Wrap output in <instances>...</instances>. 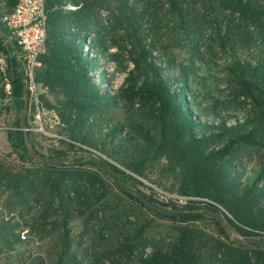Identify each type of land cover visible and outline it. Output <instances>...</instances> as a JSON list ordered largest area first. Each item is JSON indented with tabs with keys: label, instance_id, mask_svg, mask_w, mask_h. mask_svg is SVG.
Returning <instances> with one entry per match:
<instances>
[{
	"label": "trees",
	"instance_id": "1",
	"mask_svg": "<svg viewBox=\"0 0 264 264\" xmlns=\"http://www.w3.org/2000/svg\"><path fill=\"white\" fill-rule=\"evenodd\" d=\"M67 1L46 2V51L40 58L42 67L35 77L41 88L62 97L58 102V115L69 139L63 142L89 155L92 153L83 147L99 149L110 157L117 154L114 158L140 177L148 157L155 158L153 161L164 157L168 170L178 179V195L190 200L180 206L171 200L159 202L135 187L142 185L140 181L101 158H73L61 164L32 158L27 145L30 144L36 154L37 151L30 141V127L25 112L24 129L19 116L25 100L24 85L10 48L2 46L0 38V53L8 57L12 83L7 99L12 100L18 111L17 128L7 132V139L37 168L32 171L31 168L7 166L6 160L0 159V183L6 185L5 191L9 194L8 211L26 210L29 198H41L43 204L38 219L54 217L52 223L60 226L62 238L67 239L68 224L77 213L73 208L76 199L69 195L70 186L78 180L102 182L99 176L87 175L80 169L89 166L111 178L128 200L174 223V241L166 250H154L142 264H264V166L246 170L233 164L228 157L239 146L264 147V61H235L228 67L229 95L235 101L242 99V105H249L248 110L227 112L224 107L218 108L219 100L209 93L207 97L214 101L205 104L201 99L200 102L191 88L195 80H189L193 69L180 66L170 76L168 68L158 65L156 57L145 48L132 59L134 69L124 78L121 93L111 94L101 86L106 73L100 67L114 55L102 42L88 41L87 34H70V29L74 28L80 32L82 23L85 29L92 25L88 16L89 0L83 1L78 12L63 13L61 8ZM216 1L222 8L238 12L255 24L262 20L263 26L264 0H204ZM15 3L9 0L8 7ZM1 29L8 37L9 32ZM96 72L100 77L97 82L93 76ZM117 97L125 99L126 110L136 101L141 102L144 110L133 115L136 119L129 116L132 112L128 110L125 120L130 131L126 133H121L124 123L111 114L119 109ZM5 99L0 89V101ZM40 99L42 101V96ZM27 108H31L29 101ZM101 112H105V116L98 117ZM143 117H152L155 121L154 135L139 121H143ZM60 155L53 154L48 159L60 161ZM140 157L144 159L134 161ZM83 205L87 207L86 202ZM205 218L213 223L216 234L196 225ZM41 226L35 222L30 230L38 233L37 227ZM232 234L242 240L263 243H237L232 240ZM0 241L10 248L28 243L14 234L9 223L0 226ZM64 255L65 250L58 254L55 264H70Z\"/></svg>",
	"mask_w": 264,
	"mask_h": 264
},
{
	"label": "rangeland",
	"instance_id": "2",
	"mask_svg": "<svg viewBox=\"0 0 264 264\" xmlns=\"http://www.w3.org/2000/svg\"><path fill=\"white\" fill-rule=\"evenodd\" d=\"M81 1L83 5L84 0ZM88 2V16L92 25L85 29V24L82 23L80 32L74 28L70 29V34H87L88 41L102 42L108 52L114 55L112 60L104 62L100 67V70L106 73L101 86L111 94L121 93L124 78L134 69L132 59L145 48L156 57L158 65L168 68L170 76L180 66L193 69L189 80H195L191 83V88L200 102L203 100L205 104L212 103L214 100L206 95L209 93L219 100L218 108L224 107L227 112L249 109L248 104L242 105V99L235 101L230 97L226 83L228 67L235 61H264V21L263 26L262 20L255 24L253 20H246L238 12L222 8L217 1ZM80 9L63 13H75ZM93 76L96 82L100 79L97 72ZM40 89L43 106L41 120L34 118L32 106L25 111L30 127V141L34 144L37 155L48 159L50 155L61 154L60 159L66 163L73 158H101L140 181L142 185L135 187L144 194L153 196L159 202L167 203L171 200L179 206L187 204L190 199L178 195V179L168 170V162L164 157L155 161V158L148 157L140 177L117 161L114 158L117 154L110 157L99 149L83 147L92 153L89 155L67 146L65 142H69V139L58 115V102L62 97L45 88ZM117 102L119 109L113 110L111 114L124 123L121 133L129 132L126 114L129 110L132 112L129 116L135 118L133 115H139L138 110L144 111L141 109L142 104L136 101L126 110L125 99L117 97ZM17 116V108L12 104L0 105V159L6 160L7 166L10 164L37 170L35 164L25 157V153L7 139V132L17 128ZM97 116H105V112L98 113ZM142 119L143 121L137 120L143 122L154 135L155 121L152 117ZM27 147L31 148L30 144ZM228 157L233 164L246 170L264 166V147L239 146ZM142 159L144 157L135 158L134 161L140 162ZM80 169L87 175L93 173L99 176L102 182L89 183L88 180H78L75 185L70 186L69 195L76 199L73 208L77 213H74L68 224L67 239L62 238L60 226L52 223L55 221L54 217L38 219L40 206L43 204L41 198L36 200L31 197L27 201L26 210L17 208L14 213H10L9 194L5 191L6 185L0 183V226L9 223L14 228V234H25L28 240L26 245L17 244L12 248L0 241V264H55L58 254L63 253V250L70 264H142V260L154 250H166L170 246L176 238L173 222L128 200L111 178L98 173L95 168L86 166ZM87 175L86 178H89ZM83 202L87 203V207ZM35 222L42 225L37 227L38 233L30 230ZM196 225L216 234L213 223L208 218ZM231 236L240 239L238 235ZM64 242L66 244H63Z\"/></svg>",
	"mask_w": 264,
	"mask_h": 264
},
{
	"label": "built area",
	"instance_id": "3",
	"mask_svg": "<svg viewBox=\"0 0 264 264\" xmlns=\"http://www.w3.org/2000/svg\"><path fill=\"white\" fill-rule=\"evenodd\" d=\"M15 2V5L10 8L9 0H0V28L9 32L8 37L3 34L0 38L2 46L9 47L10 55L16 60L17 70L24 85L25 99L33 107L34 118L40 121L43 106L40 100L41 89L35 77L42 67L40 58L46 51L47 0H15ZM81 6L82 3L76 5L69 0L61 9L63 11L77 10ZM0 77V89L8 98L12 83L8 74V57L3 53H0ZM20 238L25 240V234Z\"/></svg>",
	"mask_w": 264,
	"mask_h": 264
},
{
	"label": "water",
	"instance_id": "4",
	"mask_svg": "<svg viewBox=\"0 0 264 264\" xmlns=\"http://www.w3.org/2000/svg\"><path fill=\"white\" fill-rule=\"evenodd\" d=\"M3 32L0 28V36L2 37L3 36ZM26 107H27V100L25 99L24 100V106L22 108V110L20 111V122H21V127L24 128L25 127V124H24V112L26 110ZM28 148V152L30 154V156L32 158H34L35 160H38L40 162H45V163H66V162H63V161H54V160H50V159H47V158H44V157H41L37 154H35L31 148L27 147ZM215 216V215H213ZM225 229L227 230V228L225 227ZM232 240L234 242H237V243H254V244H260V243H263V242H259V241H253V240H242V239H235V238H232Z\"/></svg>",
	"mask_w": 264,
	"mask_h": 264
},
{
	"label": "crops",
	"instance_id": "5",
	"mask_svg": "<svg viewBox=\"0 0 264 264\" xmlns=\"http://www.w3.org/2000/svg\"><path fill=\"white\" fill-rule=\"evenodd\" d=\"M11 101L12 100H9V99L6 98L5 101H3V102L0 101V105H2V106H4L5 104H12L13 105V103Z\"/></svg>",
	"mask_w": 264,
	"mask_h": 264
}]
</instances>
